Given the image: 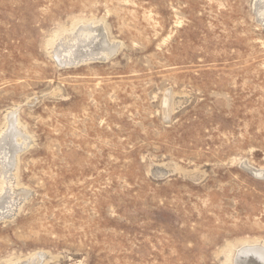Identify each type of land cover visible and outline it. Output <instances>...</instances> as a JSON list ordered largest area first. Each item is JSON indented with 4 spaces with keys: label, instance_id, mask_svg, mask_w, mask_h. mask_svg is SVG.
Instances as JSON below:
<instances>
[{
    "label": "rangeland",
    "instance_id": "374dc122",
    "mask_svg": "<svg viewBox=\"0 0 264 264\" xmlns=\"http://www.w3.org/2000/svg\"><path fill=\"white\" fill-rule=\"evenodd\" d=\"M260 2L0 0V138L19 150L0 167V264L264 247ZM85 31L80 59L57 58Z\"/></svg>",
    "mask_w": 264,
    "mask_h": 264
},
{
    "label": "bare ground",
    "instance_id": "6f19581e",
    "mask_svg": "<svg viewBox=\"0 0 264 264\" xmlns=\"http://www.w3.org/2000/svg\"><path fill=\"white\" fill-rule=\"evenodd\" d=\"M260 5L261 6L263 4L264 7V2H262V0H260ZM258 3V1H256ZM86 27V26H85ZM80 28V27H79ZM95 28V27H94ZM96 30V28L94 29V31ZM90 31H85L83 32V36L80 35L79 37L76 35H74L72 38L73 40L71 41V45L70 48L66 49V47H63L61 49L60 47V51H57V58H59L61 61H66L68 62L69 59H63L62 56H64L63 53H67L68 55H71L73 58L71 61H76L77 59H80L82 55H84V53L87 52V46L90 45V40H89V35L91 33H89ZM82 36V37H81ZM95 36V35H94ZM96 37V36H95ZM93 39V38H92ZM90 50V49H89ZM92 55V53H91ZM96 55V54H95ZM86 56V55H85ZM80 57V58H79ZM88 57V56H87ZM89 58V57H88ZM87 58V59H88ZM58 59V60H59ZM76 59V60H74ZM83 59H85V57H83ZM82 59V60H83ZM63 62V63H64ZM14 125V124H13ZM11 126V125H10ZM17 126V125H16ZM17 132V131H16ZM11 133V132H10ZM15 135V134H14ZM12 136V135H11ZM10 136L8 134H3L0 138V156L2 158H0V167L1 169H3L2 171H6V174H9L12 171V167L15 164L16 158H17V151L18 150V146L15 145V142L13 143V145L11 144L10 141ZM12 139V138H11ZM16 139V138H15ZM14 140V139H13ZM20 143V142H19ZM10 144V145H9ZM9 146H12V152L10 153V158L6 161V164L11 165L10 167L5 165L2 160L7 157V152L9 149ZM21 147V146H20ZM21 149V148H20ZM13 159V160H12ZM6 160V159H5ZM5 162V161H4ZM12 162V163H11ZM11 170V171H10ZM254 172V171H253ZM5 173V172H4ZM6 176V175H4ZM8 189L7 191L3 192L0 195V214L2 215H7V213L11 212V206L12 204L9 203V193H8ZM7 198V200H5ZM15 201V200H14ZM12 201V203L14 202ZM11 202V201H10ZM234 264H264V247L263 246H256L253 247L252 245H244L243 247H241V249L238 250V252L236 253V256L234 258Z\"/></svg>",
    "mask_w": 264,
    "mask_h": 264
}]
</instances>
